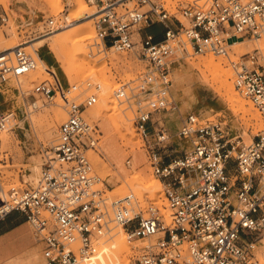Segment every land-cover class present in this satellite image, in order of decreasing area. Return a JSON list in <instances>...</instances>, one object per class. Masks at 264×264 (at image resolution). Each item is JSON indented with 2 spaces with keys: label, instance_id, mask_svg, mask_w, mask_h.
I'll return each mask as SVG.
<instances>
[{
  "label": "built area",
  "instance_id": "obj_1",
  "mask_svg": "<svg viewBox=\"0 0 264 264\" xmlns=\"http://www.w3.org/2000/svg\"><path fill=\"white\" fill-rule=\"evenodd\" d=\"M94 1L97 10L85 16L93 15L102 48L133 52L148 65L141 75L143 91L134 96L145 95L141 98L149 108L139 103L135 126L150 166L165 187L173 218L167 222L153 202L145 211H127L132 196L109 202L105 191L96 187L101 178L88 151L99 148L102 132L85 116L98 100L97 94H90L81 102L69 101L68 116L46 153L37 184L11 186L0 203V221L14 211L22 213L44 242L43 264H82L99 252L100 238L112 231L113 221L123 227L130 241L158 236L136 249L130 257L133 264H260L264 128L247 144L225 122L191 112L178 130V137L190 148L176 154L171 149L173 134L154 114L179 110L177 102L167 96L173 61L212 52L232 60L236 89L264 116V50L255 48L235 60L230 57L237 40L264 38V0H198L180 4L175 12L166 0ZM8 19L6 12L0 16L2 23ZM43 22L42 35L64 26L54 18ZM156 22L164 25L160 40L148 30ZM35 67V54L22 44L3 50L0 87L12 77L28 76ZM34 82V93L45 100L57 96L59 88L52 81ZM123 86L117 97L127 95L125 88L130 85ZM13 91L24 93L20 85ZM6 101L0 100V163L7 158L3 130L20 125L17 110L3 107ZM131 163L129 156L127 164Z\"/></svg>",
  "mask_w": 264,
  "mask_h": 264
},
{
  "label": "rangeland",
  "instance_id": "obj_2",
  "mask_svg": "<svg viewBox=\"0 0 264 264\" xmlns=\"http://www.w3.org/2000/svg\"><path fill=\"white\" fill-rule=\"evenodd\" d=\"M193 1L198 0H166L169 9L172 12H175L177 10V7L180 6V4H188L192 3ZM81 3H85V5H87V8H90V12L87 11L89 13H94L97 10L94 0H62V10L56 12L55 9L52 8L51 3L48 0H7V5L0 4V16H3L5 12L9 16L8 21L5 23H2L0 20V32L3 31L2 33L5 37L4 44H11L10 42H14L15 45L12 43V46H16V44H22L27 51L31 52L32 54H35L33 47H30V44L36 43L41 38H45L46 44L42 46L38 45V50L40 53L45 52L50 55L53 64H47L50 67L53 66L57 69L64 83V87L66 88L65 91H67L64 92L63 90H61L59 88V85L55 81L53 75H48V73H46L44 70L43 71L45 73H39L37 81L48 79L54 84H56L59 88L57 96H55L52 100H45L41 95L34 93V81L28 84L23 94H19L16 91H13L14 88L18 86V84L15 83L16 78L14 77L10 78L7 83L3 84L0 87V89L4 93L3 96H0V100H7L3 104V107L5 109L14 107L17 110L18 116L20 117V125L16 127V130L10 128L14 131V137L12 138V146L8 147L5 144L3 145L4 149H6L7 151V158L5 163H0V186L5 192L4 197L0 198V202L5 199L7 192L11 188V186H27V183L33 184L28 178V175L31 172L30 163L32 162V159L38 158L42 163H44L47 151L56 142L58 137V129L54 130L51 137H47L45 135L43 131L45 127H37V131L34 130L31 126L28 112H26L25 110L26 105H34V102L39 103L40 107L36 108L33 111V115H35V117L39 119L40 117H45L44 120H46L44 122H47V120L51 119L54 109L59 107L57 105V101L60 95L63 97L65 96L66 100L63 109H65V116L67 118V109L70 100L81 102L86 99L90 94H97V101H99V94L101 92V89L94 82H97L100 79H105L110 88H112L111 90L113 91V98H118L117 101L120 104V109L122 108L121 111L122 113H124L123 115L130 118L133 127L128 133V137L131 136V138H128L126 140L125 138H123V135L125 134L124 129L111 130L114 137L117 139V143L119 145L121 163L130 173L138 172L140 169H142L140 170V172H143L146 169L145 172L147 173V175L149 177L153 176L154 181H156L157 185H160L162 187V190L159 195H157V198L151 196L149 193L145 195V202L141 209L145 211L150 202H153L161 209V212L164 214L165 218L172 220L173 210L170 208L169 201L166 197L165 187L161 180L154 174L153 169L150 166L146 150L143 147V140L140 137V134L137 132L135 126L136 117L138 115L139 103H141L142 106L144 105L143 107L145 110L149 108L147 106V101L141 98L143 96L142 94L141 97L134 96V94H138L143 91V89L140 87L142 82L141 75L143 74V72L148 71L147 63L138 59L137 55L133 52L118 53L114 50H104L101 48L102 52L100 51L98 53L96 52V49L98 50L100 47L99 45L97 46V42H95V39H91L89 41L90 44H95V46L93 45V48L95 47L94 49L97 55L95 56L96 58H100L97 61V64L98 67H102V78L100 77L96 79L97 76H94L95 78L93 77L83 82V87L80 86V84L78 87L74 88L64 72V69L69 70L71 69V66H69L68 64L59 63L56 56L49 48V45L53 41L58 40L59 36L61 38L63 35L66 34L64 30L65 28L62 29V31L58 30L54 33H49L45 35L40 34V31L42 30L43 25L45 23L43 21L49 18H54L56 22L62 23L64 24V26H67L69 23V17L72 16L73 13H77V11H79L78 7H80L79 4ZM73 5H75L76 7L73 8ZM76 8H78L77 11ZM180 18H182V20L186 22L183 17ZM94 21L95 19L93 18V15H91L90 17H86L85 12H83V15L81 14L80 23L82 25L88 27L92 26L95 30ZM29 39L31 40L27 41ZM241 40L243 41L242 43L247 41L248 45L251 44L253 49L261 48L264 50V38L261 40ZM259 42L263 44V47H258L261 46ZM188 46L189 50L192 52V48L190 47V45ZM239 50V46L232 47L230 57L233 60L236 59L237 55L242 54L239 53ZM248 51L251 50H245V52ZM0 52H2V50H0ZM210 55L215 56L216 59L220 61L222 65L225 66V68L229 67L228 69L231 71L234 78V70L232 64H230L232 60L228 57L226 58V56H220L212 52H207L206 54H196L191 57L186 56L178 58L172 63V83L168 86L167 91L169 92V94H167V96L169 99L171 96V98H173L174 101L177 102L179 110H176L175 112L162 111L154 114V119H159L162 123L164 122L169 127L171 134H173L171 139V143L173 144V146L171 147V149H173L176 154H181L184 150H188L190 148V144L183 142L178 137V130L182 124V119L185 118L186 115L191 112L199 114L204 119L225 122L231 129L232 133L235 135H239L240 140H243L247 144L251 143L253 139L257 137V134L264 128V116L254 104V109L258 110L260 114V116L259 114L258 116L260 119L257 118L256 120V118L246 115V120V118L242 117L243 112L237 108H232L225 96H222V94L219 93V91L216 89L218 84L211 85L203 81L201 73L198 71L197 65L199 64V62H202L204 59H206V57L208 58ZM183 72L189 73L194 76L193 82L190 85H186L185 83L183 84L179 82L178 75L182 74ZM206 73H208L209 77L212 76L208 71H206ZM128 74L133 78L125 76ZM90 82H92V84H90ZM123 85H130L129 88H125L127 96L117 97V90H119L118 88L122 89L123 87H125ZM114 86L117 88H113ZM71 87L73 88V90L69 92ZM84 91L86 92L84 93ZM66 94H70L71 97H69L70 95L67 96ZM239 94L245 97L240 92ZM94 106L95 105H93L86 111L85 116L88 121L96 123L100 126L102 134L100 136L99 148L97 150H89L88 154L93 163L95 173L101 178V181L96 185V187L103 189L105 191V195L110 200L109 202H112L114 200L123 198L127 190H125L126 188L123 184V181L117 177L116 172L119 168L118 165L116 163H112L105 154L107 148V143H105V133L111 125L112 121L104 122L103 119L91 116V111L93 110ZM61 123H59L58 126H60ZM132 133L134 135H132ZM135 139L137 142L133 141ZM97 154L104 158V168L101 166V164H96L93 161V156ZM129 156H131L132 158L131 165L127 164V158ZM5 165H8V167H5ZM142 213L146 215L147 212ZM19 220H22V222H19ZM170 221L167 220V222ZM111 225L112 231L108 232L100 238L99 245H101V241L104 238L106 239L107 237H110L111 234H113L121 227V225L115 221H113ZM19 231H22L25 234L23 238L18 237ZM157 238L158 236L152 238L151 240L137 239L130 241L128 239L127 244L130 248L124 251L123 254H121L118 260V264H133V260H131L130 257L133 256L135 252H137V246L142 247L148 244L149 242H154ZM263 241L264 240L260 241L258 244L260 264H264ZM0 242H2L3 244L2 248L0 249V261L2 263L5 262L21 264L29 258V255L32 251H36V253L38 254V264H43L45 262L44 242L40 239L37 232L34 230L32 224L28 222L25 216L20 212L11 213L5 219L0 221ZM100 249L99 252L101 251ZM93 257L94 256H92L90 259L85 260V262L83 261L82 264L89 263L91 259H93Z\"/></svg>",
  "mask_w": 264,
  "mask_h": 264
},
{
  "label": "bare ground",
  "instance_id": "obj_3",
  "mask_svg": "<svg viewBox=\"0 0 264 264\" xmlns=\"http://www.w3.org/2000/svg\"><path fill=\"white\" fill-rule=\"evenodd\" d=\"M48 1L51 3L52 8L55 9V12L62 10L61 9L62 8V6H61L62 0H48ZM0 4L7 5V0H0ZM79 5H80V7H78L79 11H77L78 8H76L77 13H73L72 16L69 17L68 25L63 26L60 29H58V30L62 31V29L65 28L64 30H65L66 34L63 35L61 38L59 36L58 40L53 41L49 45V48L51 49V51L56 56L59 63L68 64L69 66H71V69H69V70L64 69V72H65L67 78L69 79V81L72 83V86L74 88L78 87L80 84H81L80 86H82L83 82L87 81L90 78H93L94 76H97L96 79H98L103 74L102 73L103 70L101 69L102 67H98V64H97V61L100 58L99 57L96 58V56H97L96 52L99 53L101 51V48H102L101 42L98 39H96V34H95L96 32L92 26L88 27V26H84L80 23L81 14L83 15V12H85V14L89 13L90 8H87V5H85V3H81ZM72 7L74 8L76 6L73 5ZM87 11H89V12H87ZM2 32H0V50L3 51V50L11 49L12 47H14L11 45L12 43L14 44V42H10L11 44H4L5 37H4ZM91 39L92 40L95 39V42H97V44L100 47L98 50L96 49V52L94 49L95 47L93 48V45L95 46V44L92 42H91L92 44H90V42H89ZM240 40H237V42L234 45V46H239V49H240L239 53H244L246 49H248V50L253 49L251 44L248 45L247 41L242 43L243 41L242 40L240 41ZM44 44H46L45 38H41L36 43L30 44V47L31 46L33 47V50H34L35 55H36V67L28 75V77L27 76H20V77L16 78L15 83L22 86L23 89L26 90L28 84L31 83L32 81L36 80L39 77V73L45 71L46 73H48V75L49 74L53 75L55 81L57 82V84L59 85V88L61 90H63L64 92H67V91H65L66 88L64 87V83H63L57 69L53 66L50 67L38 55V52H37L38 45L42 46ZM243 44H245V45H243ZM259 44L261 46H258V47H263V44H261L260 42H259ZM89 50H91V51H89ZM230 64H232V63H230ZM197 68H198V71L201 73V77L203 78V81L205 83L211 84V85L218 84L216 89L219 91L220 94H222V96H225V98L228 100V102L232 108H237L243 112V115L245 116L244 117L242 115L243 118H246V120H247L246 115H248V116H252V117L256 118V120H257V118L260 119L259 118L260 114H259L258 110L254 109L253 103L249 99H246L245 97L241 96L239 94V92L237 91L235 84H234L233 74L228 69L229 67L225 68V66L222 65L221 62L218 61L215 56L210 55L208 58L206 57V59H204L202 62H199V64L197 65ZM230 69H231V67H230ZM206 71H208L212 76L209 77V75H208V73H206ZM125 76L132 77L129 74L125 75ZM193 77H194L193 75H191L189 73H184V72L182 74L178 75L179 82L183 83V84L185 83L186 85H190L193 82ZM123 78H124V76H123ZM96 79H95V81H96ZM77 82H79V83H77ZM92 82H90V84H92ZM94 83H96L98 85V87L101 89V92L99 94V101H97V103L93 107V110L91 111V116L103 119L104 122L112 121L111 125L109 126V128L106 130V133H105V143H107V148H106L105 154L107 155V157L110 159V161L112 163H116L119 167L117 169V172L116 171L115 172L117 173V177L123 181V184L126 188L125 190H127L126 193L124 192L125 194L123 197H125L126 195H130V196L134 197V201H132V203H131L132 206L128 207L127 211H130L132 209L133 211L137 212L138 209L142 208V206L144 205L145 195L149 193L151 196H154L157 198V195H159V193L161 192L162 187L160 185H157L156 181H154L153 176L149 177L147 175V173L145 172L146 169L143 172H140V170H142V169H140L138 172L130 173L121 163V156L119 154V145L117 143V139L114 137L111 130L124 129L125 134L123 135L124 136L123 138H125V140H126L128 138H131V136L128 137V133H129V131H131V128H133L132 123H131L129 117L123 115L124 113H122V111H121L122 108L120 109V104L117 101L118 98L117 99L113 98V91L111 90L112 88H110V86L107 84L106 80L100 79L99 81L94 82ZM110 84H112V83H110ZM128 84H129V82H128ZM111 87H112V85H111ZM113 88H117V87L114 86ZM118 89H121V88H118ZM72 90H73V88L71 87L69 92H71ZM113 90H117V89H113ZM85 92L86 91H84V93ZM114 92H116V91H114ZM66 95L69 96L70 94H66ZM151 95H153V94H151ZM69 97H71V95ZM143 97H144V95L142 96V98ZM65 100H66L65 96L63 97L60 95V97L57 101V105L59 107L54 109L53 115L51 116V119L47 120V122H44L46 120V119L44 120L45 117L44 118L40 117V119H39V118L35 117V115H33V111L36 109L35 105H26L25 110H26V112H28L32 128L37 131V127H39V128L45 127L43 130L45 135L47 137H51L54 130L58 129V127H59L58 124L61 123L66 118L65 111H64L65 109H63L65 106ZM37 105H39V103H37ZM258 114H259V116H258ZM44 115H46V114H44ZM13 132L14 131L11 130L10 128L3 130V132H2L3 142L8 147L12 146V143H13L12 138L14 137ZM132 132H134V131H132ZM132 135H134V134L132 133ZM133 141H136V139ZM103 151H104V149H103ZM93 161L96 164H101V166L103 168L105 167L104 158L99 156L98 154L93 156ZM103 161H104V163H103ZM42 165H43V163L38 158H33L32 162L30 163L31 172L29 173L28 178L34 185H36L38 182V179L40 177V174H41V171L43 168ZM5 167H8V165H5ZM4 195H5V192L2 189V187L0 186V198L4 197ZM162 195H163V193H162ZM167 220L170 221L171 219L170 220L167 219ZM263 240H264V238H263ZM127 241H128V237L126 236L125 230L121 226L117 231H115L113 234H111L110 237H107L106 239L104 238L101 241V245H99V247L101 248V249L100 248L99 249L101 251L98 252L96 255H94L93 259H91V261L87 264H118V260H119V257L121 256V254H123L124 251H126L130 248L127 244ZM138 248L139 247L137 246V249ZM37 255L38 254L36 253V251H32L29 255V258L27 257L28 258L27 260L23 259L26 261L21 263V264H38V256ZM1 264H13V263H5L4 262ZM17 264H19V263H17Z\"/></svg>",
  "mask_w": 264,
  "mask_h": 264
},
{
  "label": "crops",
  "instance_id": "obj_4",
  "mask_svg": "<svg viewBox=\"0 0 264 264\" xmlns=\"http://www.w3.org/2000/svg\"><path fill=\"white\" fill-rule=\"evenodd\" d=\"M148 30H149L150 32H152L153 34H155L157 40H160V39H162V38L164 37V32H163V30H164V25H163L162 23H160V22H156V23H154V24H153ZM48 53H49V52H48ZM40 57H41V59H43L46 63L53 64L52 59H51V57H50L49 54H47V53H45V52H41V53H40ZM15 212H18V211H14L13 213H15ZM19 222H22V220H19ZM24 236H25V234H24L22 231H19V232H18V237L23 238ZM2 246H3V244H2V242H0V249L2 248ZM1 263H2V262L0 261V264H1Z\"/></svg>",
  "mask_w": 264,
  "mask_h": 264
},
{
  "label": "snow or ice",
  "instance_id": "obj_5",
  "mask_svg": "<svg viewBox=\"0 0 264 264\" xmlns=\"http://www.w3.org/2000/svg\"><path fill=\"white\" fill-rule=\"evenodd\" d=\"M262 170H264V168H262Z\"/></svg>",
  "mask_w": 264,
  "mask_h": 264
}]
</instances>
